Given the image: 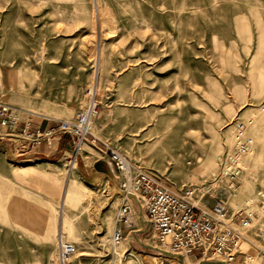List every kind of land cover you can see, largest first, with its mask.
<instances>
[{
  "label": "rangeland",
  "instance_id": "obj_1",
  "mask_svg": "<svg viewBox=\"0 0 264 264\" xmlns=\"http://www.w3.org/2000/svg\"><path fill=\"white\" fill-rule=\"evenodd\" d=\"M0 103L17 122L42 119L48 129L96 106L84 141L89 163L68 137H52L57 154L44 160L55 165H31L33 175L21 176L29 166L0 153V264H224L162 252L115 186L109 150L173 191L194 188L199 206L221 202L238 216L233 264H264V0H0ZM239 125L247 150L236 174L225 158ZM14 142L3 146L24 144ZM74 166L71 179L93 190L96 210L88 200L65 209L70 230L60 239L75 253L61 262L54 186ZM123 203L127 223L143 233L123 235L115 253Z\"/></svg>",
  "mask_w": 264,
  "mask_h": 264
},
{
  "label": "built area",
  "instance_id": "obj_2",
  "mask_svg": "<svg viewBox=\"0 0 264 264\" xmlns=\"http://www.w3.org/2000/svg\"><path fill=\"white\" fill-rule=\"evenodd\" d=\"M95 107L90 103L85 109L77 111L71 121H60L56 127L46 131H33L29 122H17L12 117V108L0 103V142L15 144L14 139L19 137L24 144L19 145L17 152L22 153L42 142L49 145L54 136L68 137L76 150L78 144L83 140L87 141L90 135L89 125L96 114ZM235 136V153L227 155L225 159L229 160L238 174L241 171L237 165L238 157L247 150L242 125L238 126ZM109 151V165L114 170L118 191L124 199L129 196L133 202L139 204L144 213L145 225L154 233L160 246L168 250H161L162 252L181 258L198 252L203 256L210 254L212 258H222L224 264L234 263V250L240 234L231 222L234 223L238 216L230 218L221 202L212 207L195 204L194 188L183 187L173 191L152 173L140 170L133 172L123 155L115 150ZM232 166L229 168L226 163L223 166V174L229 173ZM138 197L145 200L144 205L140 204ZM130 212V208L123 203L118 210V223H125ZM166 238H169L168 244L165 243ZM111 239L113 244L119 243L122 239L120 229L114 231ZM74 252L72 245L60 239L59 261L64 262ZM160 264H163V261H160Z\"/></svg>",
  "mask_w": 264,
  "mask_h": 264
},
{
  "label": "crops",
  "instance_id": "obj_3",
  "mask_svg": "<svg viewBox=\"0 0 264 264\" xmlns=\"http://www.w3.org/2000/svg\"><path fill=\"white\" fill-rule=\"evenodd\" d=\"M48 128H49V124L48 123H44L42 121V119L40 121L34 123L33 126H31V129L33 131H36V130L45 131ZM4 143L5 142H0V147H2L4 145ZM57 145H58V143L56 144V146ZM85 146H86V144L84 143L82 145L80 151H79V154L81 155L82 159L86 163H89V158L92 155V151L88 150L86 148L87 146L86 147ZM67 151L68 150L65 148V146L61 145V150H59L58 153H66ZM55 152H56V147L54 145H52L51 143L49 145L45 144V142H42L38 146H36L35 148L30 149L28 151H24L22 153H19V152L16 151L15 145L12 146V150H10V149L8 150L4 146H3V150H0V153L5 158L7 156H12L13 158L17 159V166H20V167L29 166V167L23 168L21 171H19L21 176H28V175L36 174V170L34 169V167H31V165L41 166L39 164H44V163L54 164V163H51V162H46V160H44V157H47L49 154H52V156H56L57 153H55ZM50 164H46V165L49 166ZM72 164H73V162H71V166H72ZM75 166H76V164H75ZM75 166L72 167L71 174L68 175V177L66 175V177L68 179L65 177L64 182L65 181L69 182V186L71 185V191L72 192L71 193H70V191L67 192L66 195L63 197L65 203L61 206L60 210H59V200H58V199H60V197H56V203H58V204H56V212H57V216L59 217V222H58V226L57 227L54 226V228L52 230V234L54 236H55V233H56V235H58V241H59V238H60L59 234L63 233V229L64 230H70V227H69V221L70 220L67 217V213L65 212V209H77L82 204L83 201L88 200L87 208L90 209V210H96V203L94 202L95 193L93 192V190L91 188H89L88 186H86L84 184H78L73 179H71V176L73 174L72 170L75 168ZM86 171L87 170L84 169V173L85 174H87ZM64 182L63 181L60 182L59 185L62 186V184ZM115 186H116V184H115ZM51 189H52V186L50 187V193L53 192ZM59 193H61L60 190H59ZM72 195L74 196L73 199H72ZM110 199H111V197H109L106 200L108 205L112 204V200H110ZM131 208L134 209L135 213L138 215V219H139V221L141 223V226L144 227V225H145V217H144V213H143L142 209L140 208L139 204L133 202L131 204ZM127 220L125 221V223L122 222V223L118 224L119 225V229L122 232V236L126 235V237H128L129 235H133V236L142 235V233H143L142 227L140 229L137 226L136 223H127ZM65 222L66 223L68 222V223L65 224ZM133 227H136V228L134 229ZM197 253L198 252L190 253L188 255V258H192V257L194 258ZM186 262H187V260H186ZM184 264H185V261H184Z\"/></svg>",
  "mask_w": 264,
  "mask_h": 264
},
{
  "label": "bare ground",
  "instance_id": "obj_4",
  "mask_svg": "<svg viewBox=\"0 0 264 264\" xmlns=\"http://www.w3.org/2000/svg\"><path fill=\"white\" fill-rule=\"evenodd\" d=\"M11 108V107H10ZM13 111V110H12ZM12 117L17 121V117L16 116H14V113H12ZM90 125H91V123H90ZM90 125H89V131H90ZM85 140H83L82 142H80L79 144H78V153H79V151H80V149H81V147H82V145L85 143L84 142ZM84 142V143H83ZM83 143V144H82ZM51 144L52 145H54L55 146V144H56V141H55V139H53L52 141H51ZM75 162V161H74ZM240 166H241V164H239ZM203 168H205V170H209V165L208 166H204ZM241 168H242V166H241ZM204 170V171H205ZM203 171V170H202ZM203 171V172H204ZM250 172V171H249ZM53 192H54V190H55V192L57 193V196L56 197H60V199H58L59 200V204H64L65 203V201H64V199H63V197L66 195V193L67 192H69L70 191V193L72 192L71 191V185L69 186V182L68 181H66L65 182V184H64V186L62 185V186H54V190L53 189H51ZM59 190H60V192L61 193H59ZM69 194V193H68ZM85 196V195H84ZM137 196H139L138 194H137ZM67 197V196H66ZM73 195H72V199H73ZM82 198V197H81ZM80 198V199H81ZM125 199H131L129 196L128 197H125ZM67 200V199H66ZM79 201V200H78ZM56 204H58V203H56ZM131 210V209H130ZM131 213V212H130ZM63 219V218H62ZM65 220V219H64ZM68 223V222H67ZM66 222H65V224H67ZM65 226V225H64ZM117 226V224L115 225V230H118V228L116 227ZM62 227V226H61ZM60 227V228H61ZM64 228V227H63ZM67 229V228H66ZM64 230V229H63ZM60 235V237L62 238V233L61 234H59ZM241 236V235H240ZM60 239V238H59ZM240 240V239H239ZM239 240H238V242H239ZM126 239H121L120 241H119V243L118 244H113V246L114 247H116L117 245H119V247H116L115 249H114V252L115 253H118L120 250H122L123 249V247L125 246V244H126ZM111 242H112V240H111ZM238 242H237V245H238ZM67 243V242H66ZM165 243H169V238H166V241H165ZM68 244H70V245H72L73 247H74V245L73 244H71V243H68ZM59 246V245H58ZM58 249H59V247H58ZM74 249H75V247H74ZM75 253V252H74ZM188 257H186V259H187ZM222 262H224V261H222ZM183 264V263H182Z\"/></svg>",
  "mask_w": 264,
  "mask_h": 264
},
{
  "label": "water",
  "instance_id": "obj_5",
  "mask_svg": "<svg viewBox=\"0 0 264 264\" xmlns=\"http://www.w3.org/2000/svg\"><path fill=\"white\" fill-rule=\"evenodd\" d=\"M101 165H103V162H100V163L96 164V165L94 166V169H95L96 171H100V172H101L102 170L99 169V167H100ZM105 173H107L108 175H110L111 177H113V174H112L111 170L109 169V167H106ZM166 254H168V253H166ZM172 256H173V255H172ZM177 258H180L181 261L183 260L181 257H177ZM182 262H183V261H182Z\"/></svg>",
  "mask_w": 264,
  "mask_h": 264
}]
</instances>
